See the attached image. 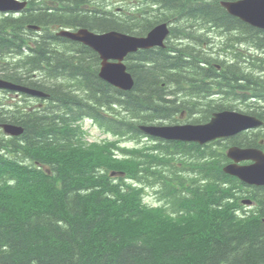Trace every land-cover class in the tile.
Instances as JSON below:
<instances>
[{
	"label": "trees",
	"instance_id": "1",
	"mask_svg": "<svg viewBox=\"0 0 264 264\" xmlns=\"http://www.w3.org/2000/svg\"><path fill=\"white\" fill-rule=\"evenodd\" d=\"M50 1L62 4L67 12L46 5L48 0H30V8L20 17H0V65L9 54L32 53L16 67H0L1 76L38 88H44L47 80L61 78L75 84L71 91L60 82L47 89L56 108L50 113L0 115L4 122L24 127L20 143L16 139L0 142V264H264V186L249 187L223 172L228 162L225 145L219 149L167 143L177 153L192 155L195 174L192 187L184 192L172 196L174 187L170 186L168 195L176 210L167 213L145 206L143 190L122 178L115 184L109 176L111 170H119L127 173L126 178L142 182L145 175L139 152L134 159H117L111 150L119 148L117 143L89 146L81 128L72 124L88 117L108 133L137 139L140 124L173 118L184 107L192 109L189 101L179 103V93L189 100L219 95L264 101V58L252 59L247 71L241 65L246 56L237 52L236 62L227 65L208 56L203 38L189 31L184 35L193 36L198 42L195 46L169 44L166 49L130 55L127 66L135 85L131 91H121L100 79L96 52L57 37L51 27L144 36L153 24L123 21L104 8L91 14L85 8L89 0ZM153 1L169 13L164 14L166 20L174 17L227 32L240 30L242 42L264 51V30L228 14L220 6L222 0ZM29 25L43 27V33L34 38ZM34 74L43 79L33 80ZM226 108L231 105L223 100L207 103L204 121ZM253 114L264 120V109ZM253 134H242L230 143L256 146L264 133ZM168 145L159 148L168 151ZM14 157L45 164L53 175ZM246 197L256 204L251 211L241 204Z\"/></svg>",
	"mask_w": 264,
	"mask_h": 264
},
{
	"label": "water",
	"instance_id": "2",
	"mask_svg": "<svg viewBox=\"0 0 264 264\" xmlns=\"http://www.w3.org/2000/svg\"><path fill=\"white\" fill-rule=\"evenodd\" d=\"M26 3L16 0H0V11H21ZM222 6L233 15L253 25L264 27V0H242L239 2H222ZM168 34L167 25L163 24L155 28L147 37L137 38L119 32H107L98 34L88 29H80L77 32L64 30L59 35L73 41L80 42L95 50L102 60L99 76L113 86L130 91L135 85L131 74L123 64L129 53L139 49H149L155 46H163ZM116 60L118 62H111ZM20 89L6 82L0 81V88ZM30 94L36 92L27 91ZM263 124L256 117L245 116L236 112L225 111L217 113L211 122L201 125L185 126H141L140 129L153 137L206 144L220 138H228ZM3 128L9 134L19 136L24 132L23 128L13 124H4ZM228 157L234 160V164L224 168V172L237 177L249 185L264 186V153L258 149H240L233 147L228 151ZM252 160L255 163L250 166H240L239 162ZM117 173H113L116 175ZM123 174V173H120ZM251 204V201L244 202Z\"/></svg>",
	"mask_w": 264,
	"mask_h": 264
},
{
	"label": "rangeland",
	"instance_id": "3",
	"mask_svg": "<svg viewBox=\"0 0 264 264\" xmlns=\"http://www.w3.org/2000/svg\"><path fill=\"white\" fill-rule=\"evenodd\" d=\"M107 3H108V5L104 6L107 10H111L113 12H117L118 10H124L121 13L120 17L126 16L129 18H133V17L139 15L142 11H145L147 8L152 9V6L149 4L139 5V0H107ZM158 9H159V6H156L153 10H158ZM165 13H168V12L161 10V11H158L156 13V15L157 16L160 15L162 18H165V16H164ZM120 17H117V18H120ZM167 17H169V16H167ZM211 40H213L217 44L213 45L211 48L207 47L208 49H210V50L206 51L208 56H210L214 59L220 60V61H227V62L230 60L233 61V56H231V54H230L233 52V50L227 49L225 46L226 38H224V40L221 41L222 40L221 38H219L218 36H214L211 38ZM206 45H208V42L203 44L202 47L204 48ZM0 98H4V95L2 93H0ZM184 99H186V101H189L188 104H190V107L192 108L191 109L192 113H190L189 111L188 112L186 111V116H184L180 122H179V120L171 118L168 120L159 121L157 123L178 124V122L179 123H194L196 121H200V122L204 121L205 119L203 118L202 111L204 109V106L209 102V100H203L202 98H198V99L192 98V100H189L190 99L189 97L184 98ZM213 100H216V99L213 98ZM181 101H182V98H181ZM2 102L5 103V107L0 106V110L5 109L7 112H11V113L13 112L16 116H18L17 115V109H18L17 107L10 105L9 102L6 101L5 99H2ZM225 102L230 103L232 105L237 104L236 110L244 111V112H248V110H249L248 105L240 104L239 102H235L232 98H225ZM30 103L37 104L38 102L32 100ZM117 110L120 111L119 108ZM91 130H93L92 133H94L95 135H98V134L106 135L105 132H103L100 128H98L95 125L92 126ZM0 134H1V131H0ZM89 139L93 140V138H89ZM107 139L113 140L114 137L112 135H108ZM143 141L148 142V144H155L154 142L149 141L147 139H144ZM123 143H124V146H127V147H134L137 145L135 141H130V140L124 141ZM216 148H218V146ZM178 159L179 158H177V160ZM182 159L184 162L188 161L189 164L191 163L187 158L182 157ZM180 167L182 168V165H180ZM187 173L189 175L191 174L188 171H187ZM147 194H148V196L146 197V201L149 204H152L153 201H155L154 190L148 189Z\"/></svg>",
	"mask_w": 264,
	"mask_h": 264
},
{
	"label": "bare ground",
	"instance_id": "4",
	"mask_svg": "<svg viewBox=\"0 0 264 264\" xmlns=\"http://www.w3.org/2000/svg\"><path fill=\"white\" fill-rule=\"evenodd\" d=\"M114 19V18H113ZM245 43H247V42H245ZM10 55H12V54H9V55H7V56H10ZM135 62V61H134ZM44 72V71H43ZM32 74V73H31ZM24 77V76H23ZM64 77H66V76H64ZM29 78V77H28ZM59 80H61V81H57V80H54V83H55V81L56 82H60L61 84H63V85H66V86H62L64 89H66V90H69V91H71L70 90V88L71 87H75V84L73 83V82H70V81H64V80H71V79H65V78H61V79H59ZM31 81V80H30ZM115 89H118V88H115ZM118 90H120V89H118ZM93 96V95H92ZM183 102H187L186 101V99H182V101L180 100V102L179 103H183ZM189 105V107H190V104H188ZM118 108H116V110H117ZM185 111L186 110H188V109H185V107L183 108ZM47 111H45V112H47V113H50L51 111H50V107L49 108H47L46 109ZM118 111V110H117ZM42 112H44V111H42ZM14 139V138H13ZM71 141V140H70Z\"/></svg>",
	"mask_w": 264,
	"mask_h": 264
},
{
	"label": "flooded vegetation",
	"instance_id": "5",
	"mask_svg": "<svg viewBox=\"0 0 264 264\" xmlns=\"http://www.w3.org/2000/svg\"><path fill=\"white\" fill-rule=\"evenodd\" d=\"M71 93H72V95H75L74 91H73V92H71ZM71 93H70V94H71ZM0 121H2V119H1V118H0Z\"/></svg>",
	"mask_w": 264,
	"mask_h": 264
}]
</instances>
